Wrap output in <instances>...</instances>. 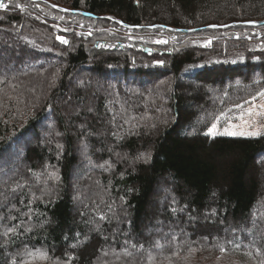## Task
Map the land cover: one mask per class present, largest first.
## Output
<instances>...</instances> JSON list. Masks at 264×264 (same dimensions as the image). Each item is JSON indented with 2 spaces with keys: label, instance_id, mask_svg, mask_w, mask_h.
Wrapping results in <instances>:
<instances>
[{
  "label": "trees",
  "instance_id": "trees-1",
  "mask_svg": "<svg viewBox=\"0 0 264 264\" xmlns=\"http://www.w3.org/2000/svg\"><path fill=\"white\" fill-rule=\"evenodd\" d=\"M17 1L25 9H0V39L18 49L7 53L8 45H0V69L27 60L31 68L16 75L37 72L36 83L45 88L34 96L29 88L35 79L0 81L2 143L7 149L25 138L22 166L31 171L28 184L14 185L18 193H9L0 209L15 217L7 226L24 222L18 238H0V264L38 249L52 261L70 253L71 264H261L264 136L204 133L213 122L209 114L225 113L224 124L241 109L236 105L264 92V0H0L8 6ZM55 15L69 19L68 30L57 29ZM56 33L69 43H58ZM156 38L168 43L156 44ZM82 71L105 88L98 90L90 79L87 88H75L71 78ZM208 89L224 95L221 101L206 97ZM123 102L129 106L118 114L114 104ZM23 116V128L10 138ZM129 117L136 118L132 127L125 123ZM47 118L58 138L39 133ZM86 156L90 165L109 161L112 167L73 188ZM46 167L58 179L45 184L39 176ZM161 184L171 190L172 206H156ZM95 195L101 203L89 200ZM185 208L191 219L217 214L214 228L185 227L186 236L175 231L166 240L174 213ZM155 223L162 235L146 233ZM77 240L82 243L71 247ZM122 242L151 251L125 255L130 251ZM106 247L114 251L105 255Z\"/></svg>",
  "mask_w": 264,
  "mask_h": 264
},
{
  "label": "rangeland",
  "instance_id": "rangeland-1",
  "mask_svg": "<svg viewBox=\"0 0 264 264\" xmlns=\"http://www.w3.org/2000/svg\"><path fill=\"white\" fill-rule=\"evenodd\" d=\"M17 3L22 5L21 2L17 1L14 4H9L8 7L11 8V9L17 8V7H15V5ZM59 5L60 6H66L64 4H59ZM66 7H68V6H66ZM17 9L23 10L25 8L22 6V8H17ZM47 13L48 12H46L45 10H40V16L41 17L44 16V17H48V18L51 19V17H49V15ZM55 17L58 19V20L55 19V22H58V23L61 24V25L57 26L58 30L67 29L69 27V25H68V24H70L69 19H67L66 17H59L57 15H55ZM58 35H60V34L56 33L55 37H57ZM156 39L157 40H162V39H158V38H156ZM157 40H155V41H157ZM163 40H167V39H163ZM7 43H9V42H7V41L5 42L3 38L0 39V45L6 46V45H8ZM154 43H156V42H154ZM156 44L166 45V44H163V43H156ZM62 45H64V44H62ZM7 48L10 49V50L6 51L7 53H11L12 51L17 52V50H18V49L17 50L14 49V47H11L9 45H8ZM52 61L53 60H49V63L52 62ZM26 68H31V66L27 63V60H25L23 62L22 66L20 65L18 67L14 66L11 62L2 65L1 69H0V73L5 75V76L4 77L0 76L1 83H3L4 81H7L8 79H11V78L17 79V82H18V80H20L18 78H21V77L16 75V72L17 71H24ZM20 75H22V77H23L21 79H27V80H34L35 79L34 80L35 82L31 83L30 88H29L30 89V93L32 95L36 96L38 94H42V92L44 91L45 87L43 86V84L40 85V83H36V80H38V75H39V74H37V72L28 70L26 73H21L20 72ZM87 79H90L91 80V85H95L98 90L105 88L104 87V83H105L104 81L93 78L86 71L79 72V73H77L76 76L71 78L72 85L75 88H87L88 87L87 85H89L88 84L89 80H87ZM113 83L116 84L115 82H113ZM113 83L111 82V84H113ZM118 87H123V86H122V84L119 83ZM225 90H226V88H225ZM112 91H113V94H114L115 90H112ZM125 91H127V88H126ZM128 91L129 92L130 91L134 92L135 89L129 87ZM218 93H219V91L217 89H213V90L212 89H208L206 97H209L214 103H218V102L221 101L222 97L224 96V95H221V94H218ZM189 95L191 96V95H194V94L193 93H191V94L187 93V97H190ZM67 101H69V99ZM253 103L259 105L260 103H264V100H262L261 97L258 96V97L255 98V100L248 101L243 106V108L246 109L249 106H251V104H253ZM127 105L129 106V103H125V102H123V104H121V105L120 104H114V109H116V112L118 114H121V113H123L124 110H126V106ZM187 107L189 108V106H187ZM190 109H195V107L193 105H191ZM241 110L242 109L239 110V112L237 113L236 116L239 115ZM24 118H25V116L21 117L20 120L16 123L15 126L11 125L12 128L10 129V132H9V137L10 138L11 137L16 138V135L19 134L18 130L23 128V120H24ZM202 118H203V115H200V119L199 120H201ZM130 122H131V126L130 127H132L133 121H130ZM232 122L233 123H240V121L236 120L235 118L232 120ZM226 124H227V122H225L224 124H219L218 125V129L222 130L223 127L226 126ZM50 125H51V120L49 118H47V120H45V122H43L40 125L39 129L43 128V130L40 131L39 133L42 134V137H46L47 139L48 138H53V137L58 138V134H57V131H56L54 125L49 130ZM216 137H227V136H216ZM231 138L252 139V138H244V137H231ZM2 141H3V138L0 137V147H1L0 148V209H3V207L6 204V201H8L7 199H11L12 198L11 196L16 194V192L18 193V189L13 191L14 185H16L17 183L18 184H22V182H23V184H28L26 182L29 181V177L28 176L31 175V171L26 166H24V167L22 166V163H23V151L21 150V147H22V145H24L26 143V139L23 138L20 141H17L14 145H11L10 148H7V149L5 148V146L2 143ZM104 147L105 148H109L110 145H108L106 142H104ZM85 154L86 153H84L83 155H85ZM88 158H89L88 156L82 158V162L80 163V167L77 168L79 170L76 171V173L74 174L75 178H73V180L70 183L73 188H76L79 184H82L81 182H83L86 179L84 177H86L87 175H89V176L93 175V179H92L93 181L92 180L91 181L94 182L95 179L98 178V175L96 174L97 172L100 171L101 173H106L105 167L101 168V167H98V166L90 165L89 164L90 160L88 162H84ZM143 158L144 157H142L141 155H138L136 157V160L137 161H141V160H143ZM260 170L264 171V163H262V166H261ZM48 174H49V168L46 167V168H44L42 170V173L39 176L41 181L43 183H45V184L48 183V181H49ZM260 177H261L260 180L262 182H264L263 174ZM83 184H85V183H83ZM96 185L99 186V183L96 182ZM74 191H77V189L76 190L74 189ZM9 193H11V196H9ZM7 194H8V197H7ZM93 197H96V199H98V201H100V203H101L102 200L99 199L98 195L90 196L89 200L91 201ZM170 197L171 198L173 197L171 195V190L168 189V187L165 184H161V188L158 189L157 194H155L156 206L157 207H161V206H164V205L167 206L171 202V198ZM170 205L172 206V204H170ZM77 208H78V205H77ZM259 214H255V215L258 216V217H255V218H260L261 216ZM0 217H3V219L0 220V238L1 237L3 238L5 236L2 235V233L5 231V227L7 226V223L9 221H11V219H8L7 216H5V215H1V213H0ZM216 218H217V214H215L213 212H210V213L206 214L202 218L191 219L187 215L186 208H185L184 212L181 215H177L176 213H174V222H173V224L171 225V227L169 229L170 231L167 232L164 235V237H165L166 240L170 239L175 231L179 232V234H177V235L186 236L185 227H191L195 231L199 230L200 228H204V227H212V228H214V226L216 224L215 223L216 222ZM218 225H221V222H219ZM7 227H9V226H7ZM95 229L98 230L99 227H96ZM154 229L152 230L151 227H147L146 228V233H148V234H154L155 233L156 236L162 235V233L160 232V230L162 229V226L159 223H155L154 224ZM221 230L223 231L222 228H221ZM158 231H159V234H158ZM224 233H230L229 229L228 230L226 229L224 231ZM122 245L123 246H127L129 248L130 254L133 253V254H135L137 256L142 255V253H147V252L151 251V249H146L145 250V249H142L141 247L140 248H133L130 245V243H127V242H122ZM108 250H109V252H113L114 251L113 248H110V247L107 248L106 247V249L104 251L105 255H106V252ZM17 257H16L17 264H19L20 260H30L31 264H53V262H54L52 260H45V259H43V258H41L39 256L28 257L26 255V252L19 254Z\"/></svg>",
  "mask_w": 264,
  "mask_h": 264
},
{
  "label": "snow or ice",
  "instance_id": "snow-or-ice-1",
  "mask_svg": "<svg viewBox=\"0 0 264 264\" xmlns=\"http://www.w3.org/2000/svg\"><path fill=\"white\" fill-rule=\"evenodd\" d=\"M15 7L22 8L20 4H16ZM8 4H5L3 2H0V9H7ZM67 11V10H65ZM108 19H113L112 17H109ZM117 23H122L121 21H117ZM125 27H128L127 25H124ZM155 27V26H153ZM159 27H163L162 25ZM210 27H215L214 25H210ZM67 29H63L62 31H66ZM88 35H91V32L88 33ZM56 39L64 45H67L69 41L65 39L62 35H58ZM156 43H163L167 44V40H157ZM210 43V42H209ZM97 47H101L102 45L97 44ZM156 63H163V61H156ZM258 95L261 97L262 100H264V92L258 93ZM255 100V98H253ZM237 108H241V112L238 116L235 117L236 120L240 121V123H233L232 118H228L227 124L225 127H223L222 130L218 129V125L220 124L221 118L225 116V113L221 112L219 115L209 114V116L213 117V122H211L210 127L207 128V131L204 133V135L215 138L216 136H227V137H244V138H257L264 136V103H260L259 105L253 103L248 108L244 109L241 105H236ZM115 119V117L113 118ZM135 117H129L125 120V123H129V121H134ZM135 126V125H134ZM115 135V134H114ZM56 147L58 149H62L63 146L60 144H57ZM143 155V154H142ZM139 158V157H138ZM105 165H107L109 168L112 167L109 161H105L104 164L97 165L98 167L103 168ZM49 178H57L55 172H50L48 174ZM24 185H17V188H22ZM16 189H13L15 191ZM21 203H23V200H21ZM31 201H29V204ZM175 211V209H173ZM31 212V208H29V213ZM27 215V214H26ZM3 217H0V220H2ZM9 219H15V217H9ZM29 219H31V216H29ZM101 219H104L103 216H101ZM24 226V222L21 221L20 224L12 225L10 227H5V231L2 233L5 237H8L9 240L12 239L13 236L18 238L17 229ZM25 232L30 231V228L25 227ZM79 234L77 233V237ZM206 238V237H205ZM67 239V237H66ZM14 242V241H13ZM81 241L77 240L76 244L71 245V247L75 248L77 247ZM157 247H160L159 243L156 245ZM135 247V245H133ZM239 247V245H237ZM223 251V249H221ZM26 255L28 257H35L39 256L45 260H52V258L48 255L47 252L36 250L28 251L26 250ZM67 259L61 260L57 258L53 264H71V261L74 259V257L70 253H65ZM125 255H130V253L125 252ZM119 258V257H118ZM11 264H17V261H12ZM19 264H31L30 260H20ZM261 264H264V261H261Z\"/></svg>",
  "mask_w": 264,
  "mask_h": 264
},
{
  "label": "water",
  "instance_id": "water-1",
  "mask_svg": "<svg viewBox=\"0 0 264 264\" xmlns=\"http://www.w3.org/2000/svg\"><path fill=\"white\" fill-rule=\"evenodd\" d=\"M57 42H59V41L57 40ZM209 42H210V41H208V42H206V43L210 44L211 42H210V43H209ZM59 43H60V42H59ZM204 45H206V44H203L202 47H204Z\"/></svg>",
  "mask_w": 264,
  "mask_h": 264
}]
</instances>
